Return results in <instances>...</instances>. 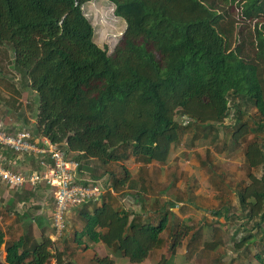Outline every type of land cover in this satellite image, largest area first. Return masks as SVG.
Returning <instances> with one entry per match:
<instances>
[{
    "label": "trees",
    "instance_id": "16d2710c",
    "mask_svg": "<svg viewBox=\"0 0 264 264\" xmlns=\"http://www.w3.org/2000/svg\"><path fill=\"white\" fill-rule=\"evenodd\" d=\"M89 1L0 0V52L7 54L11 47L13 65L40 96L33 134L73 153L81 163L80 175L83 159L103 167L129 156L164 164L189 126L225 125L231 101L239 98L246 112L239 106L230 128L234 143L244 139L249 178L237 191L239 208L264 238V0H220L242 6L246 20L255 21L252 52L246 55L245 40L233 46V28L224 26L225 15L214 0H111L127 27L109 54L95 41V28L83 10ZM178 111L186 122L176 119ZM0 155L14 170L20 167L14 157L37 160L1 145ZM37 169H43L39 162ZM130 177L124 167L115 187ZM39 187L30 186L26 193ZM104 197L101 203L82 205L96 203L80 213L84 225L75 232L78 246L103 242L134 263L162 247L172 208L152 221ZM29 232L7 242L0 224V249L6 245L8 264L50 262L58 239L44 233L36 239ZM179 235L173 236L172 250ZM63 256L59 252L56 264H77ZM95 259L116 264L109 255ZM157 264L171 262L163 256Z\"/></svg>",
    "mask_w": 264,
    "mask_h": 264
},
{
    "label": "rangeland",
    "instance_id": "374dc122",
    "mask_svg": "<svg viewBox=\"0 0 264 264\" xmlns=\"http://www.w3.org/2000/svg\"><path fill=\"white\" fill-rule=\"evenodd\" d=\"M214 1L225 15L224 26L233 28V46L245 40L244 54L252 52L250 39L255 29V21L246 20L242 6L238 4ZM83 10L95 28L97 44L107 48L109 54H113L127 27L125 19L115 14V4L111 0H92L83 5ZM11 58L12 49L7 47V54L5 52L0 61L7 69L6 78L0 77V85L6 90H11L16 82L15 78L21 75ZM1 93L3 89L0 88V120L13 122L16 118L15 110L8 108V98H5L6 105L3 104ZM24 99L25 101L16 108L21 116L26 112L32 115L38 111L40 104L38 93L26 92ZM231 105V114L225 119V125L215 124L212 128L203 125L189 126L180 144L172 149L167 163H145L129 156L123 161L111 162L103 167L94 159L81 160L85 171L82 177L102 179L105 188L111 191L106 199L111 200L117 207L145 210L146 215H142L152 221L158 220L161 214L172 208L174 216L162 235L164 245L153 252V257H159L158 262L162 255L170 258L171 264H263L262 232H259L258 228H253L255 221L241 216L237 196L239 188L249 182L248 165L244 153V139L234 143L230 126L235 122L236 109L240 106L241 110L246 112V104L238 98L235 103L232 100ZM182 118L183 114L178 111L176 119L182 122ZM27 128L34 132L35 127ZM239 143L241 145H238ZM70 155L75 156L73 153ZM27 164L37 169V163L34 161L28 160ZM124 167L130 171V180L116 188V181L123 178ZM14 168L23 170L21 166ZM254 171L258 175L261 174L260 169ZM112 189L116 190L115 193ZM18 191L0 183V221L3 223L10 217L20 223L21 213L25 211L33 213L35 206H38L29 201L22 202L24 199L29 200L27 190ZM134 197L139 203L130 202ZM50 200L54 212L55 199L50 196ZM94 206L96 203L71 209L66 219L64 234L54 243L53 256L48 264L57 263L59 252L64 254L65 260L72 259L79 252L81 254L86 252L83 246H78L74 241L75 232L80 231L84 225L81 211L92 210ZM216 210H220L223 216L217 215ZM43 230L47 233L55 232L53 225ZM28 231L31 237H35L31 228ZM6 232L9 236L6 237L7 242L18 237L16 234L18 230L10 232L7 229ZM175 233L180 234L179 244L172 250ZM252 234L257 236H249ZM108 248L118 263L132 264L128 257H122L116 249ZM5 249L6 245L3 244L0 249V260L4 262ZM83 259L85 260L84 254Z\"/></svg>",
    "mask_w": 264,
    "mask_h": 264
},
{
    "label": "built area",
    "instance_id": "2783aa9c",
    "mask_svg": "<svg viewBox=\"0 0 264 264\" xmlns=\"http://www.w3.org/2000/svg\"><path fill=\"white\" fill-rule=\"evenodd\" d=\"M183 120L186 122L184 118ZM0 145L20 154L37 157L43 169L27 171L7 167L6 159L0 155V183L9 189L20 191L26 186H50L55 199L52 218L54 241L64 234L66 219L72 208L90 201L101 202L108 191L101 181L80 175L81 163L77 158L69 156L65 149L50 138L35 136L27 127L12 133L0 122Z\"/></svg>",
    "mask_w": 264,
    "mask_h": 264
},
{
    "label": "crops",
    "instance_id": "0c3cea01",
    "mask_svg": "<svg viewBox=\"0 0 264 264\" xmlns=\"http://www.w3.org/2000/svg\"><path fill=\"white\" fill-rule=\"evenodd\" d=\"M0 55H1L0 61H2V56L5 55L4 51L0 52ZM12 58H13V51H12ZM5 62H9V61L5 60ZM1 63H3V62H1ZM5 74H7V69H6L4 64H3V66L0 64V77L6 78ZM15 81L16 82H15L14 86L12 88H10L11 90H6L2 87V85H0V88L3 89V93H1V96H2L1 98H3V100H4L3 104L6 105L5 98H8L9 101L7 103V106H8V108H13L15 110L14 114L16 115V118L14 119L13 122H4L2 120H0V122H2L3 125L6 127V129L12 133L16 132V131L24 128V127H28V126L29 127H35V125L37 124V113H38V111H37L31 115V113L26 112V114L21 116L20 113L16 110L17 106H19L21 102L25 101L24 94L26 92L31 93V91H32V92H34V94L37 92L29 86V80H27L22 74L18 75L15 78ZM28 90H30V91H28ZM5 159H7V158H5ZM19 160H20L19 165L21 167H23V170L28 171V170H35L36 169V168H33L30 165H28L27 162H28V160H32L35 163H38V161H37L38 159L36 160V159H32V158H21V157H17V158L14 157V159H13V161H15V162H19ZM24 161L26 163H24ZM29 187L30 186H26L23 190L18 191V192H23L24 190L28 191ZM112 192L115 193L114 190ZM50 196H52L54 198L52 189L47 185H42L36 190L35 193L28 194L27 198L29 200L24 199L22 202L26 203L27 201H29V203L37 204L38 206H35L36 209L33 210V213H32V211L31 212L25 211V212L21 213L19 215V219H21L20 223L16 222V219H13L11 217L5 223L0 221V224L3 227V229L5 230V232L7 229L10 232L12 230H14V232H16V230H18V232H16V234H18V237L14 238V239H18L21 235L28 232L27 229L31 228L32 233H34V236L36 237V239H39L41 237V235L44 233V234L48 235L49 237H51L52 240H54L53 239V237H54L53 232L47 233L46 231L43 230L45 227L52 225L53 216H51V215H53L52 214L53 206H51V205H53V203L50 200ZM104 198H105V200H108V199H106V196ZM132 200H130V202H135V203L138 202L139 203V200L135 197L132 198ZM54 204H55V202H54ZM133 210H135L136 212H140V213L144 214V216L146 215L145 210L142 211V209H137V208H135ZM22 218H25V219H22ZM29 221H32L31 222L32 225H29V223H28ZM6 237L7 238L9 237L7 232H6ZM155 250H153L151 252V254L144 261L139 262V263L132 262V264H157L159 257H155V256L153 257V252ZM85 251L86 252H84L82 254L80 252L75 254L72 257V259L78 264H100V263L96 262V259H95L96 256L102 257L104 255H109L110 257L115 258L114 255L109 253V248L103 242L92 244ZM83 254L85 255V260L83 259ZM162 257L163 256L161 255V258ZM115 260H116V264H121V263H118L116 258H115ZM168 260H170V258H168Z\"/></svg>",
    "mask_w": 264,
    "mask_h": 264
},
{
    "label": "water",
    "instance_id": "95a60500",
    "mask_svg": "<svg viewBox=\"0 0 264 264\" xmlns=\"http://www.w3.org/2000/svg\"><path fill=\"white\" fill-rule=\"evenodd\" d=\"M0 264H8V263L0 260Z\"/></svg>",
    "mask_w": 264,
    "mask_h": 264
}]
</instances>
